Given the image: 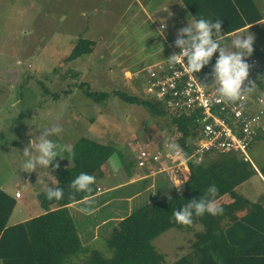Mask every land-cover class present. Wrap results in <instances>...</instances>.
I'll use <instances>...</instances> for the list:
<instances>
[{
  "label": "rangeland",
  "instance_id": "obj_1",
  "mask_svg": "<svg viewBox=\"0 0 264 264\" xmlns=\"http://www.w3.org/2000/svg\"><path fill=\"white\" fill-rule=\"evenodd\" d=\"M150 1L152 12L161 11V6L155 2L172 5L170 0ZM138 2L140 0H0V189L11 196L16 189L22 194L11 216L21 217L23 221L22 212L28 219L42 214L44 210L38 198L32 196L33 191L44 188L50 179L56 183L52 178L55 171L71 166L72 161L65 154L68 151H64L60 154L62 159L57 157L47 169L38 166L36 172L23 171L22 166L28 159L23 154L24 149L45 128L53 125L63 129L49 137L59 145L73 148L82 138H89L114 146V154L101 168L103 172L110 174V167L120 170L124 166L120 176L134 169L136 177H141L138 182L126 185L119 183L113 174L98 181L101 192L91 204L96 209L93 215L79 211L89 206L84 201L70 208L82 250L86 249L87 253L69 257L64 264H85L93 250L111 258L113 251L107 245L104 220L108 219L105 224H116L135 209L153 203L155 196L163 199L174 190L167 184L166 173L148 178L146 174L155 165L147 162L141 170L135 159L136 142L150 145L151 150L162 149L166 138L177 136L169 119L155 118L147 109L125 104L114 95L118 91L147 98L142 77L137 79L133 74L144 64L158 63L159 58L168 55L169 40L162 39L158 25L167 18L162 14L161 17L147 15ZM178 3H174L175 9H180ZM182 13L185 19L192 21L190 14ZM80 38L95 43L92 53L66 62L70 47ZM83 83L91 91L109 93V97L101 103L85 98L86 86L80 87ZM256 149L264 154L263 144ZM29 151L34 154V149ZM56 164L59 167L53 171ZM257 181L253 191L251 180L247 186L237 189V193L264 199V184ZM13 222V218L10 219V223ZM202 229L199 223L181 230L170 229L152 244L163 256L164 263L171 264L189 251Z\"/></svg>",
  "mask_w": 264,
  "mask_h": 264
},
{
  "label": "trees",
  "instance_id": "obj_2",
  "mask_svg": "<svg viewBox=\"0 0 264 264\" xmlns=\"http://www.w3.org/2000/svg\"><path fill=\"white\" fill-rule=\"evenodd\" d=\"M179 1L192 18H203L213 23L220 20L221 31L227 34L262 19L257 0ZM94 45L93 41L78 39L70 47L66 62L91 54ZM170 48L177 49L175 46ZM251 57L257 58L260 63L253 84L257 91L264 93V55L253 49ZM141 77L144 83L142 74L137 79ZM85 86V98L95 103H101L109 97V93L94 92L84 83L80 85L81 88ZM114 95L125 104L147 109L155 118H168L174 133L181 134L177 144L187 156L191 155L190 145L186 146L193 138L189 131L191 124L184 115L174 116L166 106L146 95L147 98L118 91ZM262 135L257 136L252 144ZM170 139L166 138L167 141ZM72 150V153H65L72 161L71 166L55 171L56 183L50 186L63 189L64 198L49 201L45 190L41 192L37 196L39 206L44 210L41 215L9 226L8 221L16 202L0 189V264H64L69 257L87 253L86 249L82 250L77 225L68 206L84 201L88 194L75 193V200H70L69 195L73 191L71 182L82 172L100 179L103 176L101 168L114 154L115 147L82 138ZM188 168L190 175L180 193L173 191L163 199L157 195L153 203L135 209L116 224L104 223L107 245L113 251V256L107 259L93 250L85 264H165L163 256L154 248L153 240L170 229L190 228L176 223L173 212L193 199L199 200L213 184L219 189L216 202L224 196L232 202L218 205L223 208V215L205 213L202 217L193 216L194 224L199 223L203 229L196 234L189 251L171 264H264V207L250 203L236 192L241 184L256 174L250 163L241 161L233 154H217L213 157L206 155L200 163L191 161ZM166 181L169 186H173L169 178ZM92 188L91 195L94 197L95 185ZM240 207L246 210L243 217L225 227L221 226L227 214Z\"/></svg>",
  "mask_w": 264,
  "mask_h": 264
},
{
  "label": "built area",
  "instance_id": "obj_3",
  "mask_svg": "<svg viewBox=\"0 0 264 264\" xmlns=\"http://www.w3.org/2000/svg\"><path fill=\"white\" fill-rule=\"evenodd\" d=\"M221 35L223 38L220 43L224 47L226 35ZM170 49L166 58L159 59L158 63L144 64L140 73L133 75L137 78L143 75L144 95L166 106L174 116L184 115L189 120V131L193 138L186 146L190 145L192 152L187 160L174 158L168 155L165 146L151 150L150 145L138 141L135 144L137 167L144 170L147 162L155 165V168L149 169L146 176L154 177L166 173L174 186L177 183L184 185L188 180L189 162L200 163L209 154H233L241 161L249 163L248 151L253 140L264 134V94L254 87L253 91L240 101L234 104L225 102L218 97L215 86H212L213 68L219 51L213 55L209 65L195 73L193 78L191 73L185 71L183 62H177L175 65L168 62L169 57L180 53L179 48ZM245 61L250 65L248 80L253 82L260 67L259 61L251 56L246 57ZM176 134L170 141L177 144L181 134ZM181 149L184 152L182 147ZM173 188L176 193L181 192ZM14 196L16 199L20 198V191H16Z\"/></svg>",
  "mask_w": 264,
  "mask_h": 264
},
{
  "label": "clouds",
  "instance_id": "obj_4",
  "mask_svg": "<svg viewBox=\"0 0 264 264\" xmlns=\"http://www.w3.org/2000/svg\"><path fill=\"white\" fill-rule=\"evenodd\" d=\"M221 27L220 20L213 23L203 18H192L191 23H188L187 27L178 31L175 47L180 49V53L172 55L167 60L171 65L183 62L185 71L191 73L194 78V74L199 73L205 66L209 65L213 55L219 51V57L213 68L214 84L212 86H215V91L220 99L234 104L248 96L255 87L253 82L248 80L250 65L245 61V58L251 56L253 53L254 36L248 34L247 36L237 37L233 40L231 47V49L235 50L230 51V48L221 46L220 40L223 38ZM164 28H166V24L161 23L160 29L163 30ZM185 36L187 39L183 38ZM246 81L247 85H245ZM201 87L208 88L207 86ZM62 131L63 129L60 126L53 125L45 128L41 132V135L30 141L29 146L23 151L24 156L28 157L22 166L24 172H36L38 166L47 169L57 157L61 158L60 154L62 152L68 151L72 153L71 145H59L49 138L58 135ZM164 146L170 157L189 159L178 144L166 141ZM30 148L34 149V154H30ZM58 167L59 165L56 164L53 171ZM41 183L44 182L41 181ZM95 183L96 177L84 172L80 173L71 182V189L73 191L69 195L70 200H75V193L88 194L84 197V202L89 206L79 208V211L84 215H93L96 211L95 208L91 207L94 201V197L91 195L93 192L92 185ZM172 187H175L178 191H182L183 184L177 183ZM44 190L46 198L49 201L53 199L59 201L65 195L63 189H53L48 187L47 184H44ZM218 193L219 189L216 185H211L207 189L206 194L199 200L193 199L181 209L173 212L172 215L175 222L185 227H192L194 225V215L196 217H202L205 213L212 216L223 215V208L218 206L215 199ZM14 199H16L15 196Z\"/></svg>",
  "mask_w": 264,
  "mask_h": 264
},
{
  "label": "crops",
  "instance_id": "obj_5",
  "mask_svg": "<svg viewBox=\"0 0 264 264\" xmlns=\"http://www.w3.org/2000/svg\"><path fill=\"white\" fill-rule=\"evenodd\" d=\"M137 1H139V0H137ZM143 1L140 0L141 3L138 2V6L142 7L143 8L142 10H144V12L147 15L154 14V15H158V17H161V14H162L163 17L167 18L165 21L161 20L158 24L164 23V24L167 25L166 28H164L163 30L159 29V31L162 32V34H161L162 39L169 40V44H168V48H167V50L169 52V50H170L169 47L175 46V41L177 39L178 31L180 29L184 28V27H187L188 23H191L189 18L185 19V17L183 16L185 14L182 13V11H186L188 14H189V12L184 9L183 5L181 4V2L179 0H170L172 2L171 6H169L166 3L163 5L160 2H155V5L161 6V11H159V12H152V8H151V6L149 4L151 2L150 0H143ZM178 1H179V3H178ZM174 3H176V4L178 3V6L180 7V9L179 8L175 9V6H174L175 4ZM257 6H258V11H259V13L261 14V17H262V19L260 21L254 23L252 25L246 26L245 28H243V29H241L239 31H236L234 33H231V34H227V33L223 32V31H221V33L226 35V38H225L224 44H223V46L225 48L227 47V48H230L229 50H235V49H231L233 40L236 39L237 37H243V36H247L248 34H251V35L254 36L253 49H257L258 52H260L261 54L264 55V0H257ZM183 38L185 39L186 36L183 37ZM161 52L163 53L164 50H162ZM159 59H161V58H159ZM98 143L102 144L101 142H98ZM259 144H263V146H264V135H262L257 141H255L252 144V146L250 147L249 151H248L249 158H250V165L253 167V169L255 170L256 174L253 175L249 180H247L246 182L241 184L237 189L242 188L244 185L247 186L246 184H248V182H250L251 180H252V183L250 182L249 184H250V186L253 187L252 191L256 187L255 183L258 182L257 180H259V182L264 184V173H263V170H264V154H262V153L260 154V152L257 151L256 148H257V146ZM103 145H105V144H103ZM127 167L128 166H126V168ZM120 170H125L124 166ZM120 170L117 169L116 166H114L113 169L111 167L109 168L108 171H110V174L107 171L106 172L102 171L103 176L100 179H96V184H95L96 187L95 188H96V190L99 189V192L98 191L96 192V194L94 196V199H97L99 197L98 194L101 192V190H100L101 186L97 182L101 181V180H105L111 174H113V176H115V177L117 176L116 180H119V183H123V185H126L128 183H133L134 184V183L138 182V180L141 178L139 176L136 177V173L137 172L134 169H131L129 171V174H125V173L122 172V174H125L123 176L119 175V174H121ZM104 171H105V169H104ZM124 176H126V178L122 179V177H124ZM52 178H54V176ZM24 183L28 184L29 181H27V182L25 181ZM38 183H41V182L38 181ZM54 183L55 182H52L51 179H50L49 180V184L47 186L49 187V186L53 185ZM115 185L116 184H114L113 186H115ZM113 186L108 185L107 187H113ZM237 189H236V192H237ZM17 190L18 189H16L15 192ZM35 190L32 193V196L34 198H36L37 197L36 195L40 194V192H42L44 190V188L42 186L41 189H39V190L35 189ZM238 195L243 197V199L249 201L250 203L261 204L264 207V199H262L259 196H256V198H248V197L243 196L241 194H238ZM9 196L14 198V195H12V196L9 195ZM21 198H22V194H21L20 198L15 199V202L17 203V200H20ZM230 202H232V200H230L229 197L224 196L217 202V204L218 205H220L222 203L223 204H228ZM77 204L78 203L68 206V209L70 210L71 207L76 206ZM245 213H246V210H243L242 207L237 208L233 213L227 214V216L222 220V222L224 223V225H222V226L225 227L226 225L232 224V222H234L236 220H239L241 217H243V215ZM12 214H13V212H12ZM39 215H41V214H39ZM11 217L12 216H10L9 221H8V225L9 226L24 222V221H26L28 219V216H27V214L25 212H22V217H24L23 221L20 220V219H22L21 217H18L17 219H15L16 217H12L14 222L10 223V219H12ZM107 220L108 219L104 220V223Z\"/></svg>",
  "mask_w": 264,
  "mask_h": 264
}]
</instances>
